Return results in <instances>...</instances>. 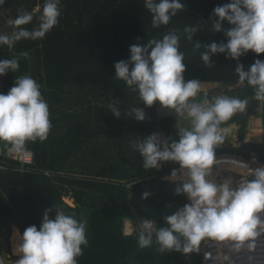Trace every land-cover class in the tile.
I'll list each match as a JSON object with an SVG mask.
<instances>
[{"label": "trees", "instance_id": "obj_1", "mask_svg": "<svg viewBox=\"0 0 264 264\" xmlns=\"http://www.w3.org/2000/svg\"><path fill=\"white\" fill-rule=\"evenodd\" d=\"M231 0H184L168 25L153 28L151 13L144 0H62L59 24L42 39H24L9 49L0 47V60L19 57L15 73L0 75V92L7 94L16 76L30 75L40 85L49 105L52 128L48 138L28 142L34 152L33 164L23 165L5 150L0 154V236L6 231L7 241L16 224L23 234L31 225H41L46 209L63 210L77 219L87 221L88 245L79 264H202L199 254L160 253L158 245L140 248L141 229L125 235L126 220L152 219L156 227L163 217L189 203L185 194L176 195L177 181L166 179L179 164L163 162L160 169H145L143 158L131 146L133 140L158 132L162 137L178 139L179 117L174 113L160 116L158 101L151 107L142 103L138 93L130 92L124 81L115 77V63L130 58V46L144 45L148 39H160L173 29L181 36L180 51L185 53V80L220 82L222 90L240 93L241 99L254 97V90L238 82L235 66L245 70L264 53L249 50L239 61L226 53L211 57L213 67L207 68L200 50L193 46L213 41L227 43L225 31L212 32L214 8ZM44 0H6L0 6V33L12 32L7 24L21 10L34 13L32 23L23 27L32 30L38 20ZM218 19V17H216ZM191 24L199 30L192 41L183 29ZM233 27L228 22L224 29ZM27 53V58L22 53ZM203 98V94L199 96ZM118 103L122 112L140 106L146 113L144 121L114 116L108 109ZM262 102L254 99L246 113L236 114L221 127L236 123L238 136L244 141L250 117ZM227 148L218 147L216 154ZM256 152L264 163V141L243 142L236 153L249 157ZM254 179V177H250ZM150 195L144 198L143 193ZM71 200L67 203L65 198ZM83 247V246H82Z\"/></svg>", "mask_w": 264, "mask_h": 264}, {"label": "clouds", "instance_id": "obj_2", "mask_svg": "<svg viewBox=\"0 0 264 264\" xmlns=\"http://www.w3.org/2000/svg\"><path fill=\"white\" fill-rule=\"evenodd\" d=\"M6 0H0V6ZM144 7L151 13L153 28L168 25L179 11L185 9L184 0H144ZM62 0H44L36 19L38 27L29 30L34 13L21 10L7 24L12 32L0 33V47L14 48L24 39L38 40L59 24ZM218 17V19L216 18ZM212 32L222 29L227 43L215 41L202 45L200 40L194 50L207 68L213 67L211 57L226 53L239 61L249 50L264 53V0H231L214 8L211 19ZM228 22L233 27L224 29ZM188 24L183 33L192 41L199 30ZM181 36L173 29L162 38L148 39L144 45L130 46V58L115 63V77L126 83L130 92L138 93L148 107L159 101L162 107L175 111L177 117L187 118L190 127H181L178 139L162 137L155 132L142 140H133L131 146L143 158L145 169L158 170L163 162H176L171 181H177L175 194H185L189 203L176 208L163 217L164 224L144 220L138 236L140 248L155 243L160 253L173 251L182 254H199L203 247L211 245L215 252L204 251L205 260L216 264H237V258L246 255V264H255L259 247H264V165L251 168L247 162L217 159L216 150L224 144L228 129L221 125L236 114L246 112L249 101L235 96L219 95L211 99L208 93L196 100L202 91L198 79L185 80V53L180 51ZM27 58L28 54L22 53ZM19 57L0 60V75L19 70ZM238 82H247L254 90V99L264 101V60L256 59L245 70L243 63L235 66ZM115 117L146 119L140 106L122 112L118 103L108 105ZM52 123L47 101L41 85L30 75L16 76L14 86L7 94L0 92V154H24L28 142H43L48 138ZM229 164V170L240 174L242 179L233 185L231 178L217 181L214 165ZM3 169H0L2 171ZM254 177V179H250ZM150 194L143 193L144 198ZM46 209L39 228L28 226L19 236L14 252L20 256L17 264H79L78 257L88 245L87 221L77 219L63 210L49 213ZM142 220V219H141ZM125 232V235H128ZM83 246V247H82ZM0 264L3 261L0 260Z\"/></svg>", "mask_w": 264, "mask_h": 264}, {"label": "crops", "instance_id": "obj_3", "mask_svg": "<svg viewBox=\"0 0 264 264\" xmlns=\"http://www.w3.org/2000/svg\"><path fill=\"white\" fill-rule=\"evenodd\" d=\"M201 86H202V91L200 93H198V96L196 97L197 101H199V98H200L199 96L201 94H203L204 92H208V98H209L211 96L212 92H214V91H215V93H218V94H224V95L229 94V96H235V97L241 98V95L239 92L238 93L224 92V90L221 89L222 83H220V82H201ZM244 99H248V101H249L248 107L246 109V112H247L254 102V97H247ZM158 112H159L160 116H168V115H172L175 113L174 110L162 107L160 105L159 101H158ZM262 112H263V105H262V102H260L259 107L253 111V113L250 117L249 125H248V128L245 132V136L243 139L244 141H241L239 139V136H238L239 125L238 124L231 123L229 125L222 127V128L228 129V134L226 136V140H225L224 144L220 146V147L227 148L226 149L227 151H225L224 153L239 154V153H236V149L239 146H241V144L243 142H257V143H259V142L264 141V125H263L262 119H261ZM181 119L182 118L179 117L180 121H181ZM186 119L187 118H185L184 120H186ZM180 121H178V124H177L179 128H180ZM181 123H182V121H181ZM186 127H190V122L188 124H186ZM241 155H243V154H241ZM260 164H261V166L264 165L263 162H261ZM130 221L128 220L126 223H129ZM16 229L18 230L20 235H22L20 228L16 224H14V225H12L11 238H12L13 232ZM132 229L134 230V226H132ZM3 230L4 229H2L1 231H3ZM9 245H10V240H9ZM12 245H13V243L11 240V250H12ZM14 255H16V254H14ZM16 256H19V255H16Z\"/></svg>", "mask_w": 264, "mask_h": 264}, {"label": "built area", "instance_id": "obj_4", "mask_svg": "<svg viewBox=\"0 0 264 264\" xmlns=\"http://www.w3.org/2000/svg\"><path fill=\"white\" fill-rule=\"evenodd\" d=\"M216 155H217V159H221V160L227 159V160H237V161L247 162L251 168H256L258 166H261L260 164L261 161L259 160L257 153L255 152H252L249 157H246L241 154H230V153H220ZM9 156L21 162L23 165L33 164L34 162V152L28 149L24 154L9 153ZM229 167L230 165L227 163L214 165V178L218 182L222 181L225 178H231L233 180V185H235V183L237 181H240L242 177L240 176L239 173L229 170ZM261 239H264V237H262ZM204 251L215 252V248H213L211 245H209L208 247L202 246V264H216V262L213 260L204 259ZM254 255H256L255 264H264V247H259L256 253H254ZM0 260H2L3 264H5L1 252H0ZM237 264H246V255H241L240 257H238Z\"/></svg>", "mask_w": 264, "mask_h": 264}, {"label": "rangeland", "instance_id": "obj_5", "mask_svg": "<svg viewBox=\"0 0 264 264\" xmlns=\"http://www.w3.org/2000/svg\"><path fill=\"white\" fill-rule=\"evenodd\" d=\"M219 95H224V94H218V93H215V91H214V92H212V94L209 98L211 99L212 97L219 96ZM228 96H229V94H228ZM185 118L181 119L182 123L179 120L180 121V128L186 127V124L189 123L188 119L184 120ZM65 200L67 203L69 202V200H71L72 203H68V204H70L72 206L75 204L74 200L72 198L66 197ZM144 220H152V219H142V220L138 219L136 221L135 220L130 221L129 223H126V225H125V232L129 233L131 231L129 234H132L137 229L143 230L142 225L140 223L143 222ZM127 221L128 220H126V222ZM152 221H154V220H152ZM128 224H129V226H128ZM132 226H134V230L132 229ZM130 227H131V229H130ZM128 228L130 231L128 230ZM11 240H12V238L10 237V245H9V241H7V237H6V231L4 229L1 233V236H0V252H1V255H2V258L5 262V264H17V260L20 258V256H16V255H14V253H12L13 250H11Z\"/></svg>", "mask_w": 264, "mask_h": 264}, {"label": "bare ground", "instance_id": "obj_6", "mask_svg": "<svg viewBox=\"0 0 264 264\" xmlns=\"http://www.w3.org/2000/svg\"><path fill=\"white\" fill-rule=\"evenodd\" d=\"M130 221V220H129ZM128 226H129V224H128ZM131 228V227H130ZM128 230H129V228H128ZM130 231V230H129ZM17 232H18V230L16 229L14 232H13V235H12V243H13V245H12V250H13V253L14 254H16L15 252H14V248H15V246L19 243V236L17 235ZM131 232V231H130ZM129 232V233H130ZM19 233V232H18ZM19 235H20V233H19ZM17 255V254H16Z\"/></svg>", "mask_w": 264, "mask_h": 264}]
</instances>
